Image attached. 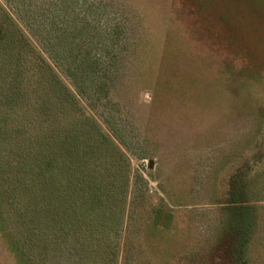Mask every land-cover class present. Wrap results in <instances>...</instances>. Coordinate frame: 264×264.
I'll return each instance as SVG.
<instances>
[{
  "label": "rangeland",
  "instance_id": "1",
  "mask_svg": "<svg viewBox=\"0 0 264 264\" xmlns=\"http://www.w3.org/2000/svg\"><path fill=\"white\" fill-rule=\"evenodd\" d=\"M113 34L129 42L113 60L124 72L99 101L91 67L109 62ZM139 40L146 48L134 60ZM36 49L130 160L126 264H209L219 202L239 168L256 220L246 258L264 264V0H0L5 112L45 99L37 86L48 67L29 61ZM162 201L169 230L153 236L150 210ZM8 226L17 235L19 223ZM46 245L31 251V264H72L70 237ZM16 257L0 234V264H20Z\"/></svg>",
  "mask_w": 264,
  "mask_h": 264
},
{
  "label": "trees",
  "instance_id": "2",
  "mask_svg": "<svg viewBox=\"0 0 264 264\" xmlns=\"http://www.w3.org/2000/svg\"><path fill=\"white\" fill-rule=\"evenodd\" d=\"M116 37L110 39L109 62L103 68L99 63L91 67L88 86L99 101L124 72L113 60L121 61L129 42L124 46ZM130 45L131 58L137 60L146 46L140 40ZM35 51L29 61L48 67L43 70L44 83L37 86L43 103L17 102L6 112L0 108V234L20 264H31V251L45 248L51 236L73 240L72 264H126L121 252L130 160ZM30 71L35 73L27 67ZM79 76L80 82L74 81L78 89L84 83ZM228 183V195L219 202L220 227L209 244V264H249L246 249L256 221L253 202L246 198L250 182L239 168ZM159 204L148 218L147 231L153 236L165 235L172 217L167 203ZM11 223H19V237L7 229Z\"/></svg>",
  "mask_w": 264,
  "mask_h": 264
}]
</instances>
